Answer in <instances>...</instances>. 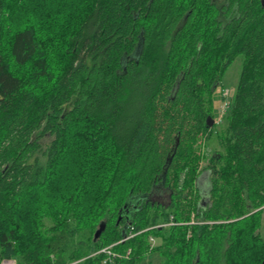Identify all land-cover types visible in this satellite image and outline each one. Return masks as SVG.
<instances>
[{
	"label": "trees",
	"instance_id": "1",
	"mask_svg": "<svg viewBox=\"0 0 264 264\" xmlns=\"http://www.w3.org/2000/svg\"><path fill=\"white\" fill-rule=\"evenodd\" d=\"M263 232L264 0H0V264H264Z\"/></svg>",
	"mask_w": 264,
	"mask_h": 264
},
{
	"label": "rangeland",
	"instance_id": "2",
	"mask_svg": "<svg viewBox=\"0 0 264 264\" xmlns=\"http://www.w3.org/2000/svg\"><path fill=\"white\" fill-rule=\"evenodd\" d=\"M242 64H243L242 58H239L234 62V64L228 69L224 78L220 81L216 93L214 94V108L216 110V132L212 137V139L208 142V144L205 142V140H201L199 143L201 144L200 153L205 157V160L204 161L201 160L199 164L200 171H202L201 177L203 175H207L210 178V171L207 170L204 171L208 163L207 159L210 158L212 155H214L215 152L224 153V149L217 135L226 127L225 118L232 106L233 97L235 95L236 87L242 70ZM225 105H227V107H225ZM210 188H211V181H210L209 189H202L203 196L200 192L202 198L201 201L202 206H206L207 203L209 202ZM163 200L165 202H168L167 195H164ZM193 223L198 224L199 221L194 219ZM153 243H155V246L157 245L156 238L154 239ZM161 261L162 259L159 256L151 254L145 256V258L141 261L140 264H160ZM3 264H16V262L6 261Z\"/></svg>",
	"mask_w": 264,
	"mask_h": 264
},
{
	"label": "crops",
	"instance_id": "3",
	"mask_svg": "<svg viewBox=\"0 0 264 264\" xmlns=\"http://www.w3.org/2000/svg\"><path fill=\"white\" fill-rule=\"evenodd\" d=\"M198 189L201 192L202 196H203V192L202 189H209L210 187V178L207 175H203L202 177L200 176V178L198 179V183H197Z\"/></svg>",
	"mask_w": 264,
	"mask_h": 264
},
{
	"label": "built area",
	"instance_id": "4",
	"mask_svg": "<svg viewBox=\"0 0 264 264\" xmlns=\"http://www.w3.org/2000/svg\"><path fill=\"white\" fill-rule=\"evenodd\" d=\"M225 107H227V105H225ZM156 228H158V227H156ZM146 231V230H145ZM135 235H130V236H128V237H126L125 239H124V241L125 240H127V239H130V238H133ZM150 241H153V239L151 238L150 239ZM103 252H105L108 256H109V262L111 263V264H113L114 263V259H115V257H116V255H114L113 253H112V251H111V249L110 248H107V249H105ZM120 258H122L121 256H120Z\"/></svg>",
	"mask_w": 264,
	"mask_h": 264
},
{
	"label": "bare ground",
	"instance_id": "5",
	"mask_svg": "<svg viewBox=\"0 0 264 264\" xmlns=\"http://www.w3.org/2000/svg\"><path fill=\"white\" fill-rule=\"evenodd\" d=\"M152 239H153V241H150V244L152 245V246H155V243H153L154 242V237H152ZM118 244V243H117ZM117 244H113V245H111V246H109V247H106V248H104L103 250H101V251H99L97 254H99V253H105V252H103L105 249H107V248H110L111 249V251H112V253L114 254V255H116V257H115V259L114 260H116L117 258L118 259H121L120 258V256H122L121 254H119V253H116V252H114V247L117 245ZM131 254V250H129L128 251V255H130ZM109 257V256H108ZM110 259V258H109Z\"/></svg>",
	"mask_w": 264,
	"mask_h": 264
},
{
	"label": "water",
	"instance_id": "6",
	"mask_svg": "<svg viewBox=\"0 0 264 264\" xmlns=\"http://www.w3.org/2000/svg\"><path fill=\"white\" fill-rule=\"evenodd\" d=\"M102 232H103V227L101 226V228L96 232L95 240H97L99 238V236L101 235Z\"/></svg>",
	"mask_w": 264,
	"mask_h": 264
}]
</instances>
